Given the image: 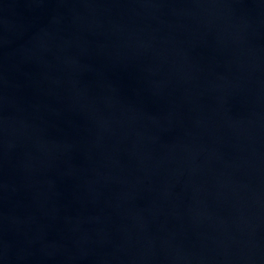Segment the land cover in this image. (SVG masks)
<instances>
[{"label":"water","instance_id":"obj_1","mask_svg":"<svg viewBox=\"0 0 264 264\" xmlns=\"http://www.w3.org/2000/svg\"><path fill=\"white\" fill-rule=\"evenodd\" d=\"M0 264H264V0H0Z\"/></svg>","mask_w":264,"mask_h":264}]
</instances>
